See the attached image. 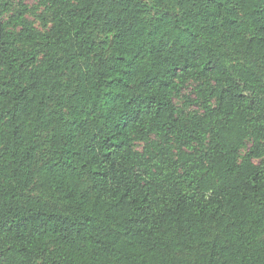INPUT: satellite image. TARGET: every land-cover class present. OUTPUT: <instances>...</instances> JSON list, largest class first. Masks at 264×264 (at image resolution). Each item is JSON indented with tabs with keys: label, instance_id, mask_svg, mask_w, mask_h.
<instances>
[{
	"label": "trees",
	"instance_id": "obj_1",
	"mask_svg": "<svg viewBox=\"0 0 264 264\" xmlns=\"http://www.w3.org/2000/svg\"><path fill=\"white\" fill-rule=\"evenodd\" d=\"M37 1L0 0V264H264V0Z\"/></svg>",
	"mask_w": 264,
	"mask_h": 264
},
{
	"label": "rangeland",
	"instance_id": "obj_2",
	"mask_svg": "<svg viewBox=\"0 0 264 264\" xmlns=\"http://www.w3.org/2000/svg\"><path fill=\"white\" fill-rule=\"evenodd\" d=\"M10 2L13 4V8H18L20 3H24L28 6L29 12L26 14V17L37 27V28H42L41 24V16L44 15V8L38 5L37 0H10ZM9 15V13L5 14L6 16ZM185 93L188 94L189 90H185ZM179 104L182 102L181 100L177 101ZM190 108H194V106H190ZM40 143L42 145V152L43 155L48 154V142L47 138L45 135H42L40 137ZM138 148H141V145L137 146ZM32 195L35 196H40V197H45V194L43 192H40V190H32L30 192Z\"/></svg>",
	"mask_w": 264,
	"mask_h": 264
}]
</instances>
